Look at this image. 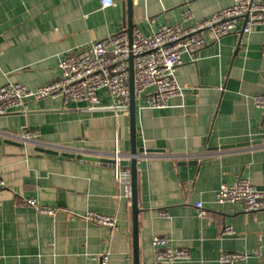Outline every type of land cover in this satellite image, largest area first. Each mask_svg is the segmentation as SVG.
<instances>
[{
  "label": "crops",
  "instance_id": "0c3cea01",
  "mask_svg": "<svg viewBox=\"0 0 264 264\" xmlns=\"http://www.w3.org/2000/svg\"><path fill=\"white\" fill-rule=\"evenodd\" d=\"M232 2L133 0L132 32L193 25ZM187 11L192 17L183 21ZM126 28L124 0L106 7L100 0H0V86L52 82L61 56ZM203 36L196 59L183 53L175 69L182 96L152 109L147 89L135 102L136 147L156 150L136 160L139 264L153 263L155 235L189 252L186 260L160 264H216L221 251L247 254L242 264H264V210L214 202L220 184L240 177L264 190V142L211 149L264 139V110L252 101L264 95V29L245 34L238 26L217 41ZM98 97L97 108L62 97L28 99L0 115V264H101V257L133 264L131 198L111 163L85 158L110 159L115 148L129 154V116L106 107V90ZM25 131L37 136L21 141ZM43 145L59 153L39 151ZM27 198L54 213L38 212ZM87 211L114 215L116 228L86 222ZM224 226L233 232L222 235Z\"/></svg>",
  "mask_w": 264,
  "mask_h": 264
},
{
  "label": "built area",
  "instance_id": "2783aa9c",
  "mask_svg": "<svg viewBox=\"0 0 264 264\" xmlns=\"http://www.w3.org/2000/svg\"><path fill=\"white\" fill-rule=\"evenodd\" d=\"M114 0H100L102 7L110 6ZM192 17L185 12L183 21ZM240 26L242 33L248 34L258 26L264 29V0H233L228 7L217 10L211 15L185 26L182 22L164 24L149 34L139 30L132 32L131 45L126 32L95 40L75 53L64 54L58 59L59 77L47 84L30 89L23 84L8 82L0 86V115L13 112L23 106L28 99L44 97H62L74 102H82L89 108H97L98 92L106 90L112 102L106 107L115 113L125 112L129 101V64L130 52L133 55V85L135 100L147 89H152L146 97L148 108H165L171 98L182 96V87L178 84L175 69L181 63V55L187 53L196 59V54L206 45L203 33L217 41L235 31ZM253 104L264 110V95H252ZM8 138L14 136L8 134ZM37 136L36 131H25L20 136L26 141ZM43 148L55 147L43 145ZM129 156L118 148L111 154L114 178L122 186L126 197L131 196L130 170L120 161ZM5 186L0 178V189ZM26 204L45 214H53V208L37 204L35 199L27 198ZM214 202L217 204H239L244 212L264 210V190L255 188L248 178L240 177L231 183H222L218 187ZM199 217L206 214L201 202H196ZM167 217L166 212H160ZM86 222L116 228L114 215L87 211L83 215ZM233 232L230 226H224L222 235ZM169 238L155 235L151 239L153 263L175 262L189 258V252L169 244ZM247 254L235 251H221L216 264H242ZM106 264V257H101Z\"/></svg>",
  "mask_w": 264,
  "mask_h": 264
},
{
  "label": "water",
  "instance_id": "95a60500",
  "mask_svg": "<svg viewBox=\"0 0 264 264\" xmlns=\"http://www.w3.org/2000/svg\"><path fill=\"white\" fill-rule=\"evenodd\" d=\"M132 1L133 0H124V6L126 9V30L127 35L129 38V46L131 45L132 40V29H133V22L131 17L132 11ZM238 43L234 54L237 53L239 49ZM128 64H129V78H128V85H129V101L126 109L128 110L129 116V131H130V148H129V156L125 159L120 161L122 166H126L130 170V179H131V217H132V263L139 264V250H138V205H137V170H136V160L140 154L156 151L151 149H144V148H137L136 147V100L134 94V85H133V55L130 52L128 57ZM264 142V139H257L249 142H244L240 144H232V145H222L219 147H212L211 149H226L232 147H240V146H248V145H255ZM39 151L46 152L49 154H57L59 153L58 149H50V148H43L39 147ZM63 156L71 157L73 156L72 153L61 151L60 152ZM89 160H96V161H105L108 163H112L113 160L110 159H102L99 157H85Z\"/></svg>",
  "mask_w": 264,
  "mask_h": 264
}]
</instances>
